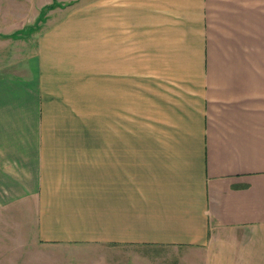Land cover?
<instances>
[{
    "label": "crops",
    "instance_id": "crops-1",
    "mask_svg": "<svg viewBox=\"0 0 264 264\" xmlns=\"http://www.w3.org/2000/svg\"><path fill=\"white\" fill-rule=\"evenodd\" d=\"M0 77V205L57 254L264 264V0H95Z\"/></svg>",
    "mask_w": 264,
    "mask_h": 264
},
{
    "label": "rangeland",
    "instance_id": "rangeland-1",
    "mask_svg": "<svg viewBox=\"0 0 264 264\" xmlns=\"http://www.w3.org/2000/svg\"><path fill=\"white\" fill-rule=\"evenodd\" d=\"M95 0H0V77L27 75L39 37ZM51 6V7H49ZM53 6V7H52ZM57 254L37 237L34 202L0 205V264H201L203 254Z\"/></svg>",
    "mask_w": 264,
    "mask_h": 264
},
{
    "label": "trees",
    "instance_id": "trees-1",
    "mask_svg": "<svg viewBox=\"0 0 264 264\" xmlns=\"http://www.w3.org/2000/svg\"><path fill=\"white\" fill-rule=\"evenodd\" d=\"M49 7H51V6H49ZM53 7V6H52Z\"/></svg>",
    "mask_w": 264,
    "mask_h": 264
}]
</instances>
